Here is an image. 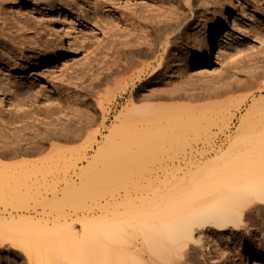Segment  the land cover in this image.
I'll return each instance as SVG.
<instances>
[{
	"label": "bare ground",
	"instance_id": "1",
	"mask_svg": "<svg viewBox=\"0 0 264 264\" xmlns=\"http://www.w3.org/2000/svg\"><path fill=\"white\" fill-rule=\"evenodd\" d=\"M18 1L0 0V54L7 59L5 62L0 61V68L5 65L6 69H10L8 62L12 59L22 58L27 50L39 52L48 45L43 41L41 27L31 29L15 15ZM236 2L225 0V6L220 7L217 18L204 34L203 26L196 25L200 15L177 8L168 11L165 18L152 17L150 21L137 19L134 14L126 17L121 12L119 17L105 22L99 32L101 35L114 31L115 24L121 18L126 22L128 38L132 42L127 38L121 45H109L105 67L98 75V82L104 84L116 74L128 71L130 75L126 83L130 82V86L134 79L149 77L140 82L141 85L138 84V89L127 90V104L115 115L113 124L100 140L101 144L96 145L95 157L87 160L78 171V176L85 177L81 188L83 186L85 191L91 184L95 186L102 180L111 186L129 170L134 171V167L137 170L138 163L132 166L135 160L169 150L173 146L175 148L179 140L176 141L178 144L173 141L179 139V135L183 136L182 132L191 127L195 131L197 124L187 129L179 126L188 125L186 122L194 117L195 107H188L189 110L181 106L160 107L148 101L160 97L198 101L226 96L227 107L233 106L236 110L247 105L234 134L225 135L222 144L203 148V152L212 154L195 162L194 168L190 166L182 171L174 182L168 180L172 184L167 185V180H162V187L151 192L147 200H143V197L142 200H128V191L123 193L127 200H96V206L93 205L90 211L87 207L83 209L84 212L81 209L77 226L55 218L50 223L36 220L32 215L33 206L11 200L13 205L7 209V215L0 217V247L6 251L18 248L20 254H24L26 264L264 262V94L256 97L251 91L256 84L255 74L250 75L254 80L247 84L234 81L212 90H196L172 80L163 79L165 83L155 81L163 67V75L172 76L162 54L158 62L155 61L156 65H149L143 60L148 51L158 44L167 53L172 50L173 58L177 57L179 54L174 50L180 46L178 39L183 35V30L189 28L184 47H195L197 53L194 56L205 67L212 50L218 47L220 33L223 30L226 32L230 26ZM113 40L114 37L107 41L112 43ZM231 53L224 51L220 56L228 58ZM54 60L51 56L45 60V64ZM136 66L139 69L134 71ZM234 93H237L238 98L233 96ZM200 108V112H203L204 108ZM199 110L196 111L198 114ZM189 111L192 116H189ZM100 113L101 120L104 117L106 119L107 116ZM195 117L200 120L202 116ZM202 125L197 130H203ZM171 143L174 145L170 147ZM102 155L105 157L101 158ZM10 166L14 164L0 161V167L9 169ZM10 172L14 179L13 186H24L27 190L30 185H27V170L14 169ZM16 189H11V193L16 192ZM12 196L15 199L18 197ZM196 256L202 263L195 262Z\"/></svg>",
	"mask_w": 264,
	"mask_h": 264
},
{
	"label": "rangeland",
	"instance_id": "2",
	"mask_svg": "<svg viewBox=\"0 0 264 264\" xmlns=\"http://www.w3.org/2000/svg\"><path fill=\"white\" fill-rule=\"evenodd\" d=\"M223 6L225 0H19L15 15L31 29L41 27L43 41L48 45L39 52L27 50L22 58L12 59L8 62L10 69L5 65L0 68V161L14 164L9 169L0 167V217L7 215V209L13 205L11 200H19L33 206L32 215L36 220L50 223L55 218L77 226L83 209L87 207L90 211L98 200L127 197L128 200H147L151 192L162 187V180H167V185L172 184L182 171L190 166L194 168L195 162L212 154L203 152V148L222 144L227 134H234L247 105L236 110L233 106L229 108L226 96L198 101L160 97L148 103L160 107H195L194 117L186 122L188 125H179L187 129L197 124L195 131L193 127L187 129L188 133L183 130V136L173 141L175 144L179 140L176 149L171 143L172 149L139 156L138 162L132 163V166L138 163L137 170L132 167L134 171L129 170L118 182H113L112 187L100 180L84 191L85 177L78 176L87 160L95 157L96 147L101 144L114 117L127 104V90L138 89L149 77L134 79L130 86V82L126 83L128 71L116 74L104 84L98 82L109 45H121L130 37L126 22L121 18L114 31L101 35L99 32L105 22L119 17L121 12L126 17L134 14L137 19L150 21L152 17L165 18L168 11L177 8L200 15L196 25L203 26L204 34ZM187 32L189 28L183 30L178 39L180 46L174 50L179 54L177 57L173 58L172 50L163 51L159 44L143 57L149 65H156L161 54L164 56L172 76H164L163 67L155 81L165 83L163 79H166L186 88L212 90L234 81L250 83L254 80L250 75L254 73L256 84L251 91L256 97L264 94V0H237L230 26L220 33L218 47L212 50L205 67L195 58V47H184ZM94 35L97 36L94 38ZM113 37L112 43L107 41ZM224 51L232 53L228 58L220 56ZM51 56L55 60L45 64ZM0 61H7L6 56L0 54ZM236 94L233 96L237 97ZM100 111L107 116L102 119L103 123ZM196 115L202 116L200 120ZM200 125L201 131L197 130ZM179 167L181 170L177 171ZM14 169L27 170V185L30 184L27 190L24 186H13L10 171ZM10 188L18 189L11 193ZM124 191H128L127 197ZM17 249H0V264H26L24 254ZM195 262L202 263L198 256Z\"/></svg>",
	"mask_w": 264,
	"mask_h": 264
}]
</instances>
